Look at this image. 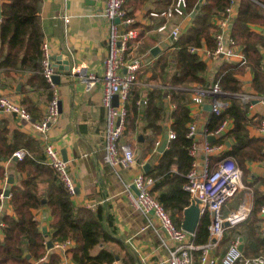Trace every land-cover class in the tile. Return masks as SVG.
<instances>
[{"label":"trees","instance_id":"16d2710c","mask_svg":"<svg viewBox=\"0 0 264 264\" xmlns=\"http://www.w3.org/2000/svg\"><path fill=\"white\" fill-rule=\"evenodd\" d=\"M145 1L125 0V17H130L134 9L138 5L142 6ZM166 1L170 5L174 0ZM230 1L203 0L199 9L191 16L198 0H186V14L191 24L173 40V49L159 55L155 60L151 78L170 86L190 87L200 84L212 87L217 84L223 92L244 93V81L240 76L249 69L252 72L250 88L257 94H264V34L252 29L255 24L264 26V0H236V13L229 29L236 44L241 48L244 63L221 60L214 64L213 72L210 73L207 62L197 53L190 51L191 47H202L204 44L207 48H214L213 34L217 28L213 20L221 16ZM0 2V69L8 74L10 71L28 72L27 83L32 79L38 81L50 99L52 92L41 74V45L44 32L40 23V11L43 0ZM174 24L172 22L171 26ZM130 27L136 28L138 24L133 23ZM140 34H143L142 30ZM166 49L167 46L163 48ZM138 91L134 85L130 90V107L126 104L127 115L122 135L127 132L147 134L145 140L148 143H143L136 159L140 165L147 152L157 148V136L164 131V125L159 121L168 116L172 118L170 130L175 133V137L167 141L159 158L152 160L145 176L153 180L151 194L169 213L174 224L180 227L183 210L189 205V195L182 186L186 181L185 175L195 159L190 154V148L193 143H197L195 139L186 136L187 124L192 121L187 106L190 102V96H187L189 92L187 91L186 95V91L179 89L152 88L141 108ZM166 94L170 95V101L175 104L170 113L164 100ZM220 99L226 100L228 105L220 113L211 112L204 128L212 132L226 119L232 121V126L214 135L215 138L210 141L211 144L224 143L227 148L218 155H210L209 164L223 156H232L242 170V182L245 185L242 191H250L252 205L245 220L225 228L219 247L225 243L228 245L231 239L239 238L244 242L241 252L246 257H263L264 235L261 233L259 211L264 205V178L250 173L246 166V162L264 161V137L252 136L248 130L249 125H258L260 118L252 120L248 117L251 100L243 102L236 97ZM27 110L36 118L31 110ZM147 131L149 133H146ZM36 142L33 137L22 132L15 131L11 134L5 125L0 127V180L6 176L2 162L7 159L12 163L8 173L12 172L16 176L15 183L10 186L8 201L13 213L4 210L0 215V221L3 223L0 264H33L46 253V259L37 264H59L61 255L53 250L48 251L47 243L65 239L74 241L67 254L76 264L110 263L118 257L107 245L109 241H116L114 218L108 212L110 205L98 203L95 209H88L82 204H74L56 171L44 163L43 151L36 155L31 154L34 143L38 146ZM21 149L25 152L22 159L13 160V153ZM41 174L45 175L46 187L38 185L37 180ZM42 206H45L52 216V233L49 239H46V235L40 230L39 222L32 212ZM208 224V214H202L194 231V243L207 241ZM98 244L101 248L93 254L92 250ZM256 246H260L261 250L258 251ZM125 249L129 259L136 261V256L127 247ZM195 253L198 254L193 252L194 255ZM121 262L123 264V260Z\"/></svg>","mask_w":264,"mask_h":264},{"label":"crops","instance_id":"0c3cea01","mask_svg":"<svg viewBox=\"0 0 264 264\" xmlns=\"http://www.w3.org/2000/svg\"><path fill=\"white\" fill-rule=\"evenodd\" d=\"M104 4L105 0H43L40 11V23L44 32V40L48 42L50 47L52 62L56 64L57 61L53 60V58L57 55L62 56L60 58L61 64L58 63V67L63 65L61 62L63 58L67 57L70 60L69 71L58 67L55 68L56 73L60 75L59 83L57 84L60 112L56 123L50 127L47 133V140L55 145L61 157L67 161L68 171L75 180L76 192L75 195L71 196L73 203L84 205L87 201H94L97 204L107 203L110 205L108 212L114 218L113 229L116 241H109L107 245L116 252L118 256L116 259H119L121 264L122 260L123 264H166L167 251L160 245L155 228L161 234L163 233L162 230L157 227L158 225L155 221L154 226H147L148 220L153 219V217L151 214L145 216L139 210L133 208L125 188L126 185H132L135 173L143 171L142 166L145 163H149L151 166L152 160L156 161L159 158L161 154L159 147L164 139L165 132L172 131L170 130V125L173 120L168 116L163 121H159L164 125L163 133L157 136V141H160V144L157 148L147 152L140 165H138L136 160L135 164L130 168L111 166L103 158L105 109L101 104V85L96 82L91 89L86 90L84 85L72 74L73 67H82L87 72L94 73L98 77L104 71L103 61L108 51V21L101 13ZM168 6L166 0H146L142 6L139 7L138 5L130 16L135 19L134 23L138 24L136 29L139 34L136 39L131 41L128 56L146 59L137 73V79L139 80L134 84L139 90L141 108L143 106L142 101L152 88H161L162 90L169 88L179 89L186 91L187 95L188 87L170 86L163 84L160 80L156 81L151 78L152 65L158 56L164 55L173 49L171 45L174 39L170 35L171 30L174 27H178L181 33L191 24L187 16L174 15L171 18H167L162 15L161 12L167 9ZM152 12L157 14L152 15ZM63 14H67L70 17L66 26L62 20ZM172 22L175 23L173 26H171ZM162 24L166 25L165 29L159 31L158 27ZM252 29L264 34V26L262 25L255 24ZM141 30L143 34H140ZM155 46L158 47V50L152 53L151 49ZM165 46H167V49L163 50ZM66 47H69L71 56L67 55ZM203 47H206L205 44ZM220 61H207L208 71L210 73L213 72L214 64ZM27 73L10 71L8 74V72L1 69L0 94H9L13 99L20 101L27 109L31 110L37 119H40L44 114L49 97L45 94L46 90L39 85L38 81L32 79L31 82L27 83L29 77V73L28 75ZM240 78L244 81V93L239 94L248 96L257 94L250 88L252 72L249 69ZM166 95L164 100L168 104V113H170L173 108L170 107V99H167ZM187 96L190 95L188 94ZM209 100L207 99V102L200 107L195 106L191 102L187 103L189 114L198 129L195 137L197 151L194 159L198 164L204 158L202 145L205 141V136L202 128L208 123L209 115L212 112L204 107L205 104L209 103ZM130 101L131 95L129 94L128 102H126L129 107ZM222 101L224 109L228 102L226 100ZM248 117L252 120L264 117V107L261 103H251ZM4 125L10 130L11 134L19 131L33 137L37 141L38 146L34 143L30 151L31 154L36 155L39 151H43V142L31 133L26 123H20L13 115L0 112V127ZM231 126L232 121L229 120L226 130L231 128ZM256 127L257 125H249L248 130L250 135L258 137L260 135ZM146 133H149V131ZM146 135L139 132H127L122 135L120 142L129 144L137 159L138 153L143 148V143L145 145L148 143L145 140ZM139 136H142V141L139 140ZM9 138H11V135ZM213 164L209 165L212 166ZM2 165L6 169L5 178L0 180V188L3 191L7 187L6 179L8 176H13V183L16 181V176L12 172L8 173L12 168V163L8 159L3 161ZM246 166L250 173L264 178V161L246 162ZM44 178L45 175L43 174L39 176L37 180L39 187H46ZM250 179L248 178V180ZM242 190L237 192L239 193L238 199H234L236 193L223 204L221 211L224 217L237 209L243 201L248 200L252 203L250 192ZM9 197L10 194L4 197L1 202L7 212L13 213L8 202ZM32 212L39 222L40 230L45 228L46 239H49L52 233L50 227L52 216L49 210L42 206L33 209ZM259 215L261 217L260 227H262L264 226V214ZM2 236L3 234L0 231V237ZM241 244L243 248L244 242L242 240H240ZM226 245L227 243L216 249V254H222ZM125 247L136 256V261L133 262L129 259ZM100 248L101 246L98 244L94 247L92 253H97ZM256 248H259L258 251L261 250L260 246H256ZM70 264L76 263L72 261ZM193 264H198L196 253L195 255L193 254Z\"/></svg>","mask_w":264,"mask_h":264},{"label":"built area","instance_id":"2783aa9c","mask_svg":"<svg viewBox=\"0 0 264 264\" xmlns=\"http://www.w3.org/2000/svg\"><path fill=\"white\" fill-rule=\"evenodd\" d=\"M125 0H105L102 9V15L108 21V51L103 61L104 71L100 77L94 73L87 72L82 67H73V73L77 79L84 85L86 90L91 89L96 82L101 85V104L105 109V130L103 134L104 161L111 166L130 168L136 162L133 149L127 143L120 142L125 127L127 115L126 102L128 100L130 89L137 81V73L144 64L142 57L128 56V49L132 40L136 39L139 32L136 28L130 27L135 22L133 17H125L123 3ZM187 2L186 0H174L164 11L161 12L167 18L174 15L185 17ZM236 0H231L220 17H215L213 24L216 25V32L213 34L215 40L214 48L191 47L190 51L197 53L202 59L207 61H229L244 63V55L241 48L236 44L230 34V25L235 16ZM152 15L157 13L152 12ZM69 15L63 14L62 20L66 26L69 22ZM119 22L116 23L115 19ZM165 24L158 27V30H164ZM180 34V29L174 27L170 35L175 39ZM41 74L52 92L48 100L43 116L36 119L31 116L29 111L16 99H13L7 93L0 94V112L13 115L20 123L24 122L30 128L33 135H36L43 142L44 163L53 168L58 174L61 182L64 184L71 196L75 195V180L68 171L67 161H65L55 145L47 140V133L50 127L56 123L58 110V92L57 84L53 83L52 77L56 74V67L51 59L49 44L46 40L41 45ZM67 55L71 56L69 47H66ZM1 71V69H0ZM190 102L195 106H202L209 100L211 111L220 113L223 109V101L220 99L223 92L215 84L212 87L193 84L188 87ZM116 94L117 105L112 102L113 95ZM170 99V95H166ZM240 99L243 102L258 99V102L264 107V95L255 94L253 96L242 95ZM143 103L145 100L142 101ZM170 107L175 104L170 101ZM229 120H224L221 125L212 132L202 128L205 141L202 145L203 161L192 162L190 170L186 173V181L183 189L189 195V205L198 201L199 213L208 214L209 224L208 239L204 243L196 244L193 241L194 233H190L176 226L164 207L151 194L153 180L145 176L143 171L135 173L132 185L138 190V194L133 192L130 185H126L128 199L134 209L139 210L145 216L151 214L153 219H149L147 226H154L162 230V234L155 228V232L160 241V245L167 251L166 264H193V252H197L198 264H264L263 257H246L239 249L240 240L235 238L227 245L222 254H216V249L220 245L225 228L233 226L247 218L250 213V201H243L237 209L231 211L225 217L222 215L223 204L233 197L238 191L245 188L242 182V170L236 160L230 156H223L215 163L209 165V156L218 155L224 152L225 144H211L208 136L220 134L228 128ZM261 137H264V117L260 118L256 127ZM198 129L194 121L187 124L186 136L195 139ZM175 133L168 132V139H173ZM160 141H156L158 147ZM197 151L196 143L190 148V154L195 157ZM25 152L17 150L13 156L22 159ZM249 191V190H248ZM250 192V191H249ZM251 194V193H250ZM0 199L3 201V191L0 193ZM97 202L87 201L84 206L88 209H95ZM5 210L3 203H0V215ZM259 214H264V205L260 208ZM3 223L0 221V231ZM261 233L264 235V226L261 227ZM72 239L55 241L48 248L61 255L59 264H70L73 260L67 254V251L73 247ZM47 253L42 256L37 264L46 259ZM106 264H121L119 259H114Z\"/></svg>","mask_w":264,"mask_h":264},{"label":"water","instance_id":"95a60500","mask_svg":"<svg viewBox=\"0 0 264 264\" xmlns=\"http://www.w3.org/2000/svg\"><path fill=\"white\" fill-rule=\"evenodd\" d=\"M203 0H198V2L195 4L194 6V9L191 11V16H193L196 12L197 9H199V6H200V3L202 2ZM2 17V13H1V2H0V19ZM115 22L118 23L119 22V19L116 18L115 19ZM158 50V47L155 46L151 49V52L152 53H155L156 51ZM60 58H62L61 55H57L53 58V60L57 61L56 64L53 63V65L55 67H58V63H60ZM63 65H59V69H64L66 71H69L70 70V60L66 57V58H63V61H61ZM61 64V63H60ZM59 79H60V75L59 74H55L53 77H52V81L53 83L55 84H58L59 83ZM222 97H236V98H240L242 96V94H239V93H222L221 94ZM117 98L118 96L116 94L113 95L112 97V102L114 105H117ZM251 103L252 104H256L258 103V99H253L251 100ZM205 109L208 110V111H211V104L208 103V104H205ZM58 110L60 112V102L58 101ZM140 141L143 140L142 136H139L138 137ZM214 138V136H208L207 139L209 141H211L212 139ZM167 139H168V132L166 131L165 134H164V139L159 147V152H162L163 149L165 148L166 146V143H167ZM17 158L16 157H13V160H16ZM149 168H150V164L149 163H145L143 166H142V169L144 171V173H147L149 171ZM13 176L12 175H9L8 178L6 179V183H7V187L3 190V196L4 197H7L9 196L10 194V186L11 184L13 183ZM131 188L132 190L138 194V190L133 186L131 185ZM201 217V214L199 213V207H198V201L197 200H194L190 205H188L184 210H183V219H182V222H181V228L184 229L185 231L187 232H190V233H194L197 225H198V222H199V219ZM45 228H43L41 231L43 234H45ZM52 246V242L51 241H48L47 243V248H50ZM239 249L241 250L242 249V244L239 245Z\"/></svg>","mask_w":264,"mask_h":264},{"label":"rangeland","instance_id":"374dc122","mask_svg":"<svg viewBox=\"0 0 264 264\" xmlns=\"http://www.w3.org/2000/svg\"><path fill=\"white\" fill-rule=\"evenodd\" d=\"M138 80H139V79H137V81H138ZM137 81H136V82H137ZM131 89H132V87H131ZM131 89H130V90H131ZM144 99H146V98H144ZM238 196H239V193H237V194L234 196V199H238ZM229 200H230V199H229Z\"/></svg>","mask_w":264,"mask_h":264}]
</instances>
